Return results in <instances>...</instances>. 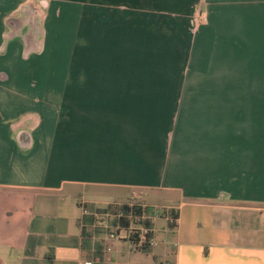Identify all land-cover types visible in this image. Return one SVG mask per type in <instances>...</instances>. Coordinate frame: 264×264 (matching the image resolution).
Masks as SVG:
<instances>
[{
	"label": "crops",
	"instance_id": "crops-1",
	"mask_svg": "<svg viewBox=\"0 0 264 264\" xmlns=\"http://www.w3.org/2000/svg\"><path fill=\"white\" fill-rule=\"evenodd\" d=\"M0 264H264V0H0Z\"/></svg>",
	"mask_w": 264,
	"mask_h": 264
},
{
	"label": "trees",
	"instance_id": "trees-1",
	"mask_svg": "<svg viewBox=\"0 0 264 264\" xmlns=\"http://www.w3.org/2000/svg\"><path fill=\"white\" fill-rule=\"evenodd\" d=\"M83 210L86 212L80 220L81 224V243L82 248L86 251L88 259H94L96 257L101 258L103 251L106 248L105 238L111 233L119 234L120 231L128 232L129 228L133 225L144 226L145 228L152 230V222L139 221L134 222V218L141 220V217L145 214V209L138 202L133 206H128L127 204H112L105 208H97L92 204L82 205ZM88 212H90L88 214ZM166 211L163 212L165 214ZM105 216L107 223L102 227H97L95 223V218L97 216ZM95 216V217H94ZM170 217L177 218L176 213L171 211L169 213ZM132 243L135 250L142 253H149L151 246L148 244V240L153 239L154 236L150 232L145 236V240L141 241L139 239V233H125Z\"/></svg>",
	"mask_w": 264,
	"mask_h": 264
},
{
	"label": "built area",
	"instance_id": "built-area-1",
	"mask_svg": "<svg viewBox=\"0 0 264 264\" xmlns=\"http://www.w3.org/2000/svg\"><path fill=\"white\" fill-rule=\"evenodd\" d=\"M122 204H124V203H120L119 205H122ZM125 204H127L128 206H133L134 204H136V202H135V200L133 198H131L129 201L125 202ZM85 213L86 212L83 210V214H85ZM133 220H134V222H139V221L144 222V221H147V218L145 216H142L141 217V220H139L138 218H134ZM166 221L170 225H173V224L175 225L176 222H177V218L168 216L166 218ZM128 232H129V234L130 233H135V232L139 233V239L141 241H143V240H145V236H147L152 231L149 230V229H147V228H145L144 226H135V225H133L132 227L129 228V231ZM119 234L116 235L114 233H111L107 237V239L110 240V241L111 240H114V239H118L119 238ZM147 242H148L149 246H151V247L155 245L154 239H150Z\"/></svg>",
	"mask_w": 264,
	"mask_h": 264
},
{
	"label": "rangeland",
	"instance_id": "rangeland-1",
	"mask_svg": "<svg viewBox=\"0 0 264 264\" xmlns=\"http://www.w3.org/2000/svg\"><path fill=\"white\" fill-rule=\"evenodd\" d=\"M145 201L147 202V204L150 206V207H155V206H157V205H163L162 204V200H159V199H152V198H145ZM97 208H99V207H97ZM151 209H155V208H151ZM156 211V210H155ZM90 212H88V214H89ZM95 217V216H94ZM107 223V219L105 218V216L103 215H101V216H97V218H95V225L97 226V227H102V226H104L105 224ZM162 224V221H160V220H157V221H155V227L156 228H159V226ZM125 236V233L122 231V232H120V234H119V237L120 238H123Z\"/></svg>",
	"mask_w": 264,
	"mask_h": 264
}]
</instances>
